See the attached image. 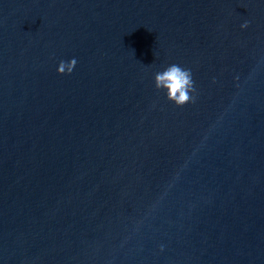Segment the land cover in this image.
Listing matches in <instances>:
<instances>
[{
    "label": "water",
    "instance_id": "95a60500",
    "mask_svg": "<svg viewBox=\"0 0 264 264\" xmlns=\"http://www.w3.org/2000/svg\"><path fill=\"white\" fill-rule=\"evenodd\" d=\"M0 264H264V0H0Z\"/></svg>",
    "mask_w": 264,
    "mask_h": 264
},
{
    "label": "clouds",
    "instance_id": "9594fccd",
    "mask_svg": "<svg viewBox=\"0 0 264 264\" xmlns=\"http://www.w3.org/2000/svg\"><path fill=\"white\" fill-rule=\"evenodd\" d=\"M242 27L247 28V23ZM76 63L75 59L70 62L62 61L58 67V72L63 75L67 70V74H71L76 67ZM155 86L158 90H166L167 98L174 102L177 107L194 103V97L191 95L195 91L192 73L178 64H171L162 72H157Z\"/></svg>",
    "mask_w": 264,
    "mask_h": 264
}]
</instances>
